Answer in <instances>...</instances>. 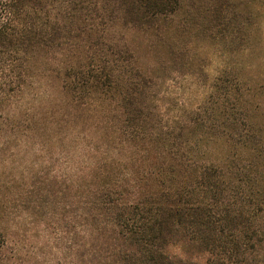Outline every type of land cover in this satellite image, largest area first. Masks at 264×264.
Instances as JSON below:
<instances>
[{"label": "trees", "instance_id": "16d2710c", "mask_svg": "<svg viewBox=\"0 0 264 264\" xmlns=\"http://www.w3.org/2000/svg\"><path fill=\"white\" fill-rule=\"evenodd\" d=\"M177 19L241 32L227 0H0V166L47 145L67 164L17 199L0 178V264H264V99L224 70L166 119L129 33Z\"/></svg>", "mask_w": 264, "mask_h": 264}, {"label": "rangeland", "instance_id": "374dc122", "mask_svg": "<svg viewBox=\"0 0 264 264\" xmlns=\"http://www.w3.org/2000/svg\"><path fill=\"white\" fill-rule=\"evenodd\" d=\"M215 1L218 0H200L201 5L213 4ZM227 1L236 5L240 13V33H236L238 28L232 27L224 33L228 37L221 35L223 28L210 19L202 23L177 19L174 29L163 32L164 37L129 33V41L141 68L156 79V104L166 119L182 116L184 112L207 103L216 79L224 70L241 74L243 82L251 89L250 97L264 99L263 95L258 96L260 87L264 86V0ZM262 104L260 121L264 119V102ZM58 150L59 146L47 145L42 152L7 153L12 164L0 166L1 185L6 184L7 194L12 199L20 198L21 194L25 196L30 190L32 177L36 172H42L44 167L66 168L65 162L51 159ZM215 152L222 154L218 149ZM25 214L36 217L38 222H34L33 227L43 236L44 218L33 214L31 209ZM25 214H18V220L13 224L25 219ZM48 233L51 245L65 249L66 241L60 240V233H52V230ZM46 241L47 237L42 242ZM45 252L46 257L50 258L52 251L46 248ZM174 252L178 253L179 250L175 249Z\"/></svg>", "mask_w": 264, "mask_h": 264}]
</instances>
